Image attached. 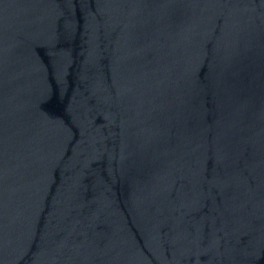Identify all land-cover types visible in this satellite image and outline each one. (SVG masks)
<instances>
[{"label": "water", "instance_id": "obj_1", "mask_svg": "<svg viewBox=\"0 0 264 264\" xmlns=\"http://www.w3.org/2000/svg\"><path fill=\"white\" fill-rule=\"evenodd\" d=\"M0 264H264V0H0Z\"/></svg>", "mask_w": 264, "mask_h": 264}]
</instances>
